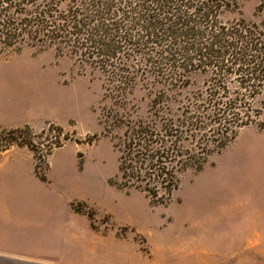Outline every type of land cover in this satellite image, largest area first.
<instances>
[{
  "label": "trees",
  "instance_id": "16d2710c",
  "mask_svg": "<svg viewBox=\"0 0 264 264\" xmlns=\"http://www.w3.org/2000/svg\"><path fill=\"white\" fill-rule=\"evenodd\" d=\"M227 6L224 0H0V54L50 48L98 75L101 102L109 105L104 132L118 152L116 185L165 205L182 172H198L264 111L263 32L223 22ZM196 75L204 77L200 87L191 81ZM136 91L143 92L138 100Z\"/></svg>",
  "mask_w": 264,
  "mask_h": 264
},
{
  "label": "rangeland",
  "instance_id": "374dc122",
  "mask_svg": "<svg viewBox=\"0 0 264 264\" xmlns=\"http://www.w3.org/2000/svg\"><path fill=\"white\" fill-rule=\"evenodd\" d=\"M224 1L228 6L220 14L223 22L241 21L264 35V0ZM203 78L196 75L191 81L200 87ZM102 95L98 75L53 49L0 54V130L6 129L0 135L9 132V126L21 129L0 137V149L23 147L33 161L30 172L31 158L23 152L20 166L1 173L0 183L30 184L40 221L54 223L64 233L79 230L84 246L100 243L85 216L75 221L77 229L70 227V203L110 238L112 233L131 237L135 243L119 244L120 256L135 248L139 263L208 264L211 245L215 251L210 260L216 264H264L234 243L252 228L264 233V128L257 127L264 122V111L218 154L210 155L198 172H182L165 205H152L144 194L116 185L118 152L104 132L109 105L101 102ZM134 96L138 100L143 92ZM139 104L145 111L146 101ZM25 127L30 132H24ZM35 165L40 177L47 176L45 183L31 176L37 177ZM102 245L109 249L117 244L108 238Z\"/></svg>",
  "mask_w": 264,
  "mask_h": 264
},
{
  "label": "crops",
  "instance_id": "0c3cea01",
  "mask_svg": "<svg viewBox=\"0 0 264 264\" xmlns=\"http://www.w3.org/2000/svg\"><path fill=\"white\" fill-rule=\"evenodd\" d=\"M14 127H7V130H15ZM36 130H41L37 128ZM6 131V129L0 130ZM27 152L30 156V168L33 169L32 154L23 147L16 149H5L0 151V175L4 171H14L20 166L18 156ZM48 175V172H47ZM33 179L45 183L46 179L40 180L32 173ZM12 183H0V264H147L136 262L135 248L126 256H120L119 244L135 241L131 237H120L112 233L111 238L108 232L103 233L96 230L92 220L86 214L74 212L72 209V219L70 227H75V221L80 216H85L88 220V227L94 236V240L100 244L94 246H84L80 244L79 230L58 231L54 223L40 221L35 213V195L32 197L31 185L26 182H19L18 186L11 187ZM71 204V203H70ZM69 204L70 208L71 205ZM135 234H140L135 232ZM246 233V232H245ZM143 236V235H142ZM111 239L117 245L105 248L104 240ZM59 239V240H58ZM63 239L66 245L63 247ZM241 239V241H240ZM58 240V241H57ZM243 240V242H242ZM97 242V243H98ZM147 256L151 258L150 243L147 239ZM240 251H251L261 260H264V233L252 228L244 235V238H237ZM117 246L118 248H114ZM215 246L209 245L208 264H216L218 261L210 260L214 254Z\"/></svg>",
  "mask_w": 264,
  "mask_h": 264
}]
</instances>
